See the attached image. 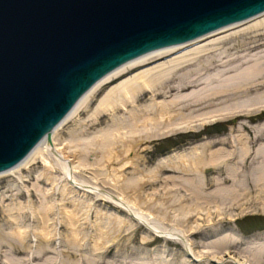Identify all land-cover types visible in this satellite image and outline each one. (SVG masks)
I'll list each match as a JSON object with an SVG mask.
<instances>
[{"label":"bare ground","instance_id":"6f19581e","mask_svg":"<svg viewBox=\"0 0 264 264\" xmlns=\"http://www.w3.org/2000/svg\"><path fill=\"white\" fill-rule=\"evenodd\" d=\"M262 53L264 12L191 41L149 51L96 81L53 128L50 141L43 138L11 170L0 172V179L11 177L12 182L5 193H0V207L8 193L15 192L10 199L12 204L3 212L8 228H0V264H39V260L49 264L47 255L60 253L54 245L60 234L59 220L51 216L56 203L45 202L49 193L57 191L65 198L83 191L127 214L122 218L117 213L102 211L106 220L98 218V228L91 233L92 253L97 257L122 224L135 222L143 224L150 233H159L167 242L182 245L184 257L188 255L192 260L193 253V261L199 264H264V243L259 244L264 235L250 238L259 247L246 254L239 251L244 239L222 231L223 226L237 219L233 215L236 211L238 215L264 213V122L253 125L246 121L264 110ZM145 95H150V100L139 104ZM95 100L90 118L81 120L69 137L58 135L63 125L90 108ZM123 111L126 113L120 114ZM106 115L111 117L112 124L90 132ZM229 117L243 121L235 130L237 134L205 140L190 151L173 150L149 169L139 164L141 154L149 147L148 141ZM212 144L217 147L212 148ZM37 163L44 164L37 182L44 179L53 188L41 192L44 200L33 205L30 190L16 192L12 186L27 188L32 180L23 172ZM95 166L107 167L109 183L100 185L94 180L85 185L77 177L80 169ZM207 168L214 170L208 174ZM128 170L136 175L126 177ZM57 171L61 177L55 176ZM159 183L165 184L166 198H156L154 194L142 197V189ZM3 188L0 186V190ZM116 189L121 194H114ZM24 192L29 196L26 202L13 201ZM70 203L61 211L69 229L67 242L75 248L88 235L82 220L87 218L92 205L74 197ZM162 207L173 210L171 228L157 224L154 214L163 215ZM36 217L38 222L34 220L32 224ZM148 239L143 237L144 242ZM69 248L61 253L69 257ZM8 250L13 256L25 254V260L10 258ZM155 260L152 264H164ZM193 261L185 259L182 264Z\"/></svg>","mask_w":264,"mask_h":264},{"label":"water","instance_id":"95a60500","mask_svg":"<svg viewBox=\"0 0 264 264\" xmlns=\"http://www.w3.org/2000/svg\"><path fill=\"white\" fill-rule=\"evenodd\" d=\"M263 12L264 0H0V172L116 67Z\"/></svg>","mask_w":264,"mask_h":264},{"label":"rangeland","instance_id":"374dc122","mask_svg":"<svg viewBox=\"0 0 264 264\" xmlns=\"http://www.w3.org/2000/svg\"><path fill=\"white\" fill-rule=\"evenodd\" d=\"M240 28L236 29L235 31L239 30ZM260 55L264 56V53ZM96 98H98V96ZM96 100L91 104L90 108L82 111L81 114H79L77 117L70 119V121L63 125L62 128L58 130V135L62 138L69 137L70 133L73 130L79 128L78 124L81 120H83L84 118H90L94 112L93 109L96 105ZM149 100L150 95H145L144 97H141L139 104L146 103ZM123 113L126 112L123 111L120 114ZM246 121H249L253 125L264 122L263 110L259 111L258 113H255L254 115L249 116L248 118H246ZM241 122H243L241 119L235 117H229L227 120L216 119L211 121L210 123L208 122L204 125H200V127L196 129L192 128L191 130L187 129L186 131L180 130L168 134L167 136L150 140L147 142L149 146L147 151L144 154H141L140 156L139 164L141 165V167L149 169L150 167L154 166V164L158 161L161 156H164L172 152L173 150L190 151V149L193 148L195 145L202 144L203 142H205V140H216L221 138L222 136H227L231 133L237 134L235 130H237V127ZM110 124H112V119L109 115H106L101 120H99L98 126L96 125V127H92L90 129V132H94ZM248 132L249 136L253 137L254 139L253 133L251 131ZM211 147L216 148L217 146L212 144ZM89 157L90 159L93 158L91 154L89 155ZM42 170H44V164L37 163V165L31 167V170L23 172L25 173V176H29V178H31L32 180L27 183V188H24L21 185H11L13 190H16V192L18 190H20L21 192L26 191L27 189L30 190L33 205H40L44 200V196L41 192H44L47 189L52 190L53 188L51 182H47L44 179H41L37 182V175ZM207 170V173L211 174L214 169L207 168ZM107 171V167L95 166L90 169H80V172L76 173V175L79 179L84 181L85 185H89L94 180H97L100 185H104V183L106 182L109 183V178L106 177ZM133 175H136L133 170H128L125 173L126 177H132ZM55 176L61 177V173L57 171L55 173ZM10 178L11 177L0 179V186L5 187L0 190V193H5L4 190L7 191L8 187H10L9 185L10 183H12L10 181ZM164 187L165 184L162 183H159L156 186H146L144 189L141 190V195L144 198H146L149 194H154L156 198H166V196L164 195ZM9 193L8 198L0 207V228L4 229L8 228V218L5 217L4 210L6 209V207L12 204V201L10 199L14 198L15 192H11L10 194ZM115 193L116 195L121 194L119 189H116V192H114V194ZM127 196H130V194ZM28 197V193L24 192V194H21L17 200L15 197L13 201L15 200V202H26L28 200ZM73 197L79 198L81 200L84 199L87 202H90L92 205L90 211L88 212L87 218L82 220L84 221V231H87L88 235L85 236L86 240L83 239L85 242H81V244H83L80 245V247L76 245L77 248L76 246L74 248V244H72L73 246H71V244L67 242L66 236L69 234V229L66 227L64 214L62 212L63 206L65 205L66 207H68L71 204L70 202ZM64 198L65 197L63 196V193L61 191H57L49 193L45 200V202L55 201L57 205V207L56 205L55 207H53L54 210H52L51 216L59 220L58 233H60L57 235L56 241H54V245L57 246V249L60 250V253L58 252V254L56 255H52V253H49L47 255V262H49V264H89L88 259H91L90 264H152L156 261L155 259L163 261L162 263L164 264H182L185 259L189 261H193L195 259L193 253H191L192 260L191 258H189L188 255L184 257L182 245H174L171 242H167L166 239L159 237V233H150L143 224L135 222H132L133 225L122 224L119 228L120 230L115 232V234L113 233L114 236H110L111 238H109V242L106 244L105 249H103L101 254H99V257H97L98 255L96 256L92 253V235L96 232L98 228L97 222L99 221V219L103 217L100 221L103 222L106 220V218L104 217H107V215L104 216L103 213H117L122 218L128 217L127 214L116 207H112L106 201L99 199L97 200L92 194H84L83 191L74 192L72 195L67 196V198H65L66 202L65 200H63ZM165 208L166 207H162L161 210V213H163V215L155 213L154 216L157 221V224H159L160 227L171 228V226L174 225V223L172 222V220L174 219L173 210ZM98 211H101V213H97ZM236 212H234L233 215L237 219L235 221L232 220L230 221V223L223 226L222 231L231 236L239 235V237L244 239L245 244L239 247V251L246 252V254H249L251 250H254L255 248L259 247V245L256 243L257 241H254L250 238L254 235H264V213L257 211L256 213H246L245 215H238L236 214ZM25 220L27 221L29 219L26 217ZM34 220L38 222V218L36 217V219H33L31 221L32 224L35 223ZM131 225L132 228L129 229ZM145 236L149 238L146 242L143 241V237ZM262 243H264V241L259 242V244ZM68 246L70 247L68 250L71 251V255L69 257L61 253V250H66ZM77 250L80 251L78 252ZM6 254L10 258L14 257L20 261L25 260L26 257L25 254L13 256L10 250H8ZM83 255H85V257ZM156 255L157 257H155ZM100 257L101 259H98ZM193 262L194 263L192 264H199L198 261ZM37 263L43 264L41 263V260L37 261Z\"/></svg>","mask_w":264,"mask_h":264}]
</instances>
